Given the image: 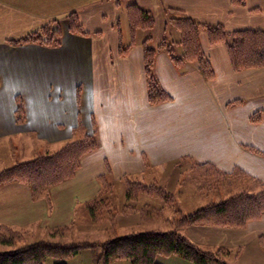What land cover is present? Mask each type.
<instances>
[{
    "label": "crops",
    "instance_id": "1",
    "mask_svg": "<svg viewBox=\"0 0 264 264\" xmlns=\"http://www.w3.org/2000/svg\"><path fill=\"white\" fill-rule=\"evenodd\" d=\"M131 6L154 17V28L139 30L133 44ZM72 12L84 33L70 31ZM173 12L227 32L264 31V0H245L241 6L231 0H0V140L29 137L61 143L72 138L78 125L89 132L93 123L99 127L98 150L83 158L74 179L51 190L52 210L44 201H35L23 184L2 186L0 225L14 230L65 226L73 222L77 203L86 206L99 196L98 176L109 174L120 181L125 174L146 172L149 165L156 170L188 157L224 172H243L256 181L252 185L247 180L250 192H260L264 68L236 72L227 46L211 44L202 30L200 42L213 79L196 65L180 72L165 52H159L155 74L171 100L155 105L148 101L144 42L149 36L154 43L163 38L180 41L169 24ZM52 20L61 28L60 45L11 44ZM121 45L129 47L124 54ZM17 97L23 98V124L16 117ZM259 111V122L253 123ZM35 115L41 119L33 121ZM86 167L95 175L81 180ZM74 187L91 189L89 196L81 200L77 191L75 197ZM183 234L207 252L233 251L235 264H243L245 250L252 246L264 256L258 243L264 236V214L243 228L191 225Z\"/></svg>",
    "mask_w": 264,
    "mask_h": 264
},
{
    "label": "trees",
    "instance_id": "2",
    "mask_svg": "<svg viewBox=\"0 0 264 264\" xmlns=\"http://www.w3.org/2000/svg\"><path fill=\"white\" fill-rule=\"evenodd\" d=\"M231 1L235 5H245V0ZM173 13L175 14L169 18V24L179 32L180 41L173 42L168 38H163L155 44L153 37L149 36L144 42L147 94L151 105L171 100V97L161 87L155 74V63L159 52H165L180 72L186 71L189 65H196L207 79H213V69L205 57L200 42L202 30H206L209 34L211 44H225L227 46L233 69L236 72L264 68V31L227 32L221 26L202 25L179 12ZM68 19L72 33H84L75 12L70 13ZM128 22L133 39L132 44L135 43L136 33L139 30L150 31L154 28L153 15L138 6L128 8ZM61 36L62 32L58 20H52L27 36L11 41V44L13 46L28 44L57 46L61 44ZM128 48L121 45L120 53L124 54ZM20 100L19 97L16 114L18 122L24 120ZM236 103L238 102L232 104ZM259 114L260 111L253 115L251 120L253 123L259 122ZM95 148L96 141L94 142L93 139L86 136L85 139L67 144L54 154L39 155L31 161L1 172L0 188L7 184H23L31 190L35 197L42 196L51 187L73 179L80 168L79 165L83 156L91 153ZM194 165L195 170L207 168V170H213L215 174H218L213 165L200 163H194ZM232 176H234L235 182L240 183L243 179V185L238 186L235 183H230L233 185L234 191H231L226 198L208 202L193 213L183 215L179 220L177 218L170 219L168 222L172 225L170 231L139 232L117 236L115 235L116 215L113 213L109 218L110 228L108 231L114 237L108 241L101 244L37 241L17 250L0 253V264H45L50 258L66 261L77 256L81 251L90 249L99 251V254H95L96 256L93 257V264H112L117 260H125L131 264H160L158 257L174 255L180 256L190 264H220L216 253L227 250L215 253L207 252L183 235L182 230L191 225L243 228L249 221L257 220L264 214V186L260 192L251 193V184L247 180H250L253 185L256 182L253 178H249L240 171H235L230 177ZM125 179L129 192L142 193L144 191L159 200L172 199L170 198L171 195H168L163 188L157 185L135 183L128 178ZM99 180L103 184L99 196L87 204L93 219H97V214H94L96 207L92 204L96 202L100 205L104 204L103 200L106 199L108 189L112 187L107 177L103 176ZM180 213L181 211H176V214ZM100 215L98 214V217ZM0 229L6 232L11 230L5 225H0ZM0 242L12 244L11 241L7 240ZM258 243L264 248V236L258 239ZM60 264L66 263L61 262Z\"/></svg>",
    "mask_w": 264,
    "mask_h": 264
},
{
    "label": "rangeland",
    "instance_id": "3",
    "mask_svg": "<svg viewBox=\"0 0 264 264\" xmlns=\"http://www.w3.org/2000/svg\"><path fill=\"white\" fill-rule=\"evenodd\" d=\"M18 98L19 97H17V99ZM22 101L23 98L20 100L23 111L24 103ZM34 117L35 119L33 121L35 122L37 119H41V115H35ZM25 121L26 119L22 120L20 124L25 123ZM98 129L99 127L96 123L91 125L92 132H89L85 126L78 125L71 131L72 138L66 139L65 142L61 143L57 142L59 141L57 139L40 140L29 137L28 139L0 140V173L16 165L31 161L39 155L54 154L67 144L85 139L86 136H89L94 142L96 141V148L94 150L96 151L99 148ZM53 130L59 132L60 129L56 127L53 128ZM85 156H83V158ZM83 158L81 159L79 170L81 169ZM182 159L173 161V163L169 165L163 164L156 170L153 169L152 165H149L146 172L135 175L125 174L120 181H113V178L109 174L97 175L99 177L98 180L103 176L107 177V180L112 185V187L108 189L106 199L103 197V199H105L103 200L104 204L100 205L97 202L92 204L96 207L94 208L96 212H94V214H97V219L91 217L87 205L84 206V204L77 203L78 206L76 205L74 207L75 214L73 222L65 226L52 228V226L45 227L46 225H41L34 229L29 228L24 230H14L7 226L11 230L6 232L0 229V241L7 240L11 241L10 243L12 244H3L0 242V253L17 250L42 240L61 243L89 242L101 244L114 237V235L112 236L108 231L110 228L109 218L113 213L116 215L115 219L117 226L115 228V235L117 236L139 232L170 231L172 229L171 223H168L170 219L174 220L177 218V220H179L183 215L193 213L205 206L208 202L226 198L231 191H234L233 185L230 183H235L238 186H242L244 183L242 178L239 183L234 181V176L230 177L233 175L234 171L228 173L216 167L218 174H215L213 170H207V168L195 170L194 163L197 164L198 162L193 161L189 157ZM87 168L88 167L80 173L79 178L81 180L89 179L91 176L95 175L94 172H88ZM79 170L75 177L78 175ZM125 178L135 183L157 185L163 188L168 195H171L170 198L172 199L159 200L154 196L148 195V193L144 191H142V193L129 192L127 184L125 183ZM99 184L103 186L100 180ZM52 189L53 187L48 189L42 196L35 197L32 194L33 199L38 202L44 201L43 203L52 210ZM72 190L75 192V197L78 191L81 200H83L84 195L89 196L91 189L74 187ZM80 190L82 191L81 195ZM176 211H181V213L176 214ZM61 213H63V210ZM98 214L101 215L98 217ZM47 224L49 223L47 222ZM187 228L183 229L182 233L183 231L185 233ZM254 247L255 246H252L245 250H248V254L245 256L243 264H264V259L261 258L264 256H259L260 254H257L258 252ZM254 253H256V255ZM95 254L98 255L99 251H94L92 249L83 250L77 256L66 261L50 258L45 264H60L61 262H66L67 264H93V257L96 256ZM235 254L236 253L230 250L221 251L218 254L216 253L217 258L220 260V264H235V260H237ZM157 259L160 264H182L183 261V263H188L178 255L158 257ZM112 264L131 263L125 260H117L112 262Z\"/></svg>",
    "mask_w": 264,
    "mask_h": 264
}]
</instances>
